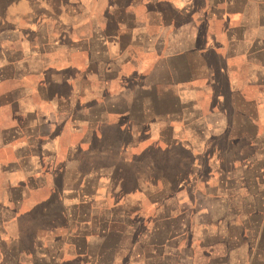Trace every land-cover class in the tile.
I'll return each mask as SVG.
<instances>
[{
	"label": "crops",
	"instance_id": "0c3cea01",
	"mask_svg": "<svg viewBox=\"0 0 264 264\" xmlns=\"http://www.w3.org/2000/svg\"><path fill=\"white\" fill-rule=\"evenodd\" d=\"M0 264H264V0H0Z\"/></svg>",
	"mask_w": 264,
	"mask_h": 264
},
{
	"label": "rangeland",
	"instance_id": "374dc122",
	"mask_svg": "<svg viewBox=\"0 0 264 264\" xmlns=\"http://www.w3.org/2000/svg\"><path fill=\"white\" fill-rule=\"evenodd\" d=\"M252 223H254V222H252ZM255 225V224H254Z\"/></svg>",
	"mask_w": 264,
	"mask_h": 264
}]
</instances>
